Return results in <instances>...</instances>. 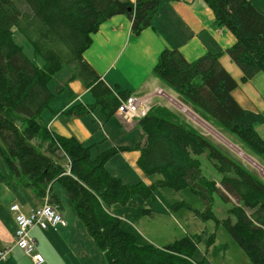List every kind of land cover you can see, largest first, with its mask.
Masks as SVG:
<instances>
[{
  "label": "trees",
  "instance_id": "16d2710c",
  "mask_svg": "<svg viewBox=\"0 0 264 264\" xmlns=\"http://www.w3.org/2000/svg\"><path fill=\"white\" fill-rule=\"evenodd\" d=\"M167 1L172 0H0V155L17 182L42 199L48 191L51 195L55 182L62 184L109 264H200L194 259L199 246L215 248L216 231L208 229L158 246L139 243L135 233L122 227L112 207L128 204L134 194L147 199L159 187L190 188L204 201L203 208L193 209L195 214L222 224L252 264H264V179L170 108L155 105L137 120L143 140L131 148L140 151L138 166L146 176L160 175L150 184H127L108 170L107 162L129 147H111L93 157L89 145L51 132L42 120L55 95L51 80L65 66L96 98L95 104L74 105L69 113L84 116L100 105L108 117L117 114L120 100L115 92L129 94L111 89L86 61L92 34L106 20L125 14L137 36L153 25V17ZM254 1L206 0L216 22L237 39L227 53L241 68L242 82L264 72V13ZM15 27L31 41L43 66L30 60L15 41ZM221 55L208 52L189 61L179 49L165 48L153 72L264 160V137L257 129L264 114L236 100L233 91L239 83L221 64ZM203 153L221 173L219 182L205 175L198 156ZM217 193L233 201L223 219L213 209ZM51 199L63 209L57 196Z\"/></svg>",
  "mask_w": 264,
  "mask_h": 264
},
{
  "label": "crops",
  "instance_id": "0c3cea01",
  "mask_svg": "<svg viewBox=\"0 0 264 264\" xmlns=\"http://www.w3.org/2000/svg\"><path fill=\"white\" fill-rule=\"evenodd\" d=\"M92 38L91 46L84 53L86 61L96 69L111 89L137 95L153 93L157 87L166 86L153 72L159 55L165 48L179 49L189 61H194L208 52H221V64L239 83L233 91L236 100L244 108L264 114V73L259 72L248 82H242L241 68L227 53V49L237 39L225 25L216 22L215 14L206 0L164 2L153 17V25L137 36L133 34L129 16L115 15L102 23L92 34ZM50 87L55 95L50 106L43 112L42 120L51 132L76 137L90 146L93 156L111 147H129L130 149L120 151L107 162L108 170L129 183L135 181L134 175L148 184L155 181L146 176L138 166L140 151L131 148L136 144L135 138L139 139L137 130L140 127L137 120L128 122L118 113L108 117L100 105L84 116L69 113L74 105L95 104L96 98L79 77L73 76V71L68 66L54 75ZM164 100L155 96L153 105L168 107ZM263 124V129L260 130L264 133ZM261 135L264 137V134ZM142 140L141 135L139 142ZM28 194L30 197L22 196L21 202L14 200L11 205L19 202L22 211L30 213L42 204L43 199L38 198V195ZM51 202L62 212L64 206L60 209L52 199ZM73 227L79 228L78 233L73 232ZM36 228L40 227H34L31 236L38 239L37 248L45 255L47 264H73L64 251H81L83 247L88 259L80 264H97L87 254L98 247L87 229L85 230L86 227H78L73 221H67L65 225L47 231L41 228L43 231H38L35 234L37 237H34ZM15 231V215L11 208L8 210L0 207V251L14 246ZM26 256L28 255L22 249L15 246L8 258L2 261L3 264H33L31 257L28 256V259Z\"/></svg>",
  "mask_w": 264,
  "mask_h": 264
},
{
  "label": "rangeland",
  "instance_id": "374dc122",
  "mask_svg": "<svg viewBox=\"0 0 264 264\" xmlns=\"http://www.w3.org/2000/svg\"><path fill=\"white\" fill-rule=\"evenodd\" d=\"M254 4L264 13V1L256 0L254 1ZM14 38L15 41L23 47L25 54L30 60L40 66L44 65L43 58L35 53L31 41L16 27L14 28ZM163 88L181 104L195 113L202 120L208 130L188 120L184 113L180 112L167 100H164L165 104L172 111L177 112V114L190 125L205 134L215 144L227 150L233 157L241 160L248 169L260 176L258 170L252 165V163L256 161L264 166L263 159L255 155L236 135L224 129L209 115L190 103L184 96L175 92L167 85ZM260 125L257 126L259 133L262 132L260 129H263L262 124ZM138 129L139 139H137V137L135 138L136 144L140 141L142 135L141 129ZM261 134L264 133L262 132ZM0 144H2L1 139ZM135 145L133 147H135ZM198 156L202 161L205 175L219 182L222 175L217 171L206 154L203 153ZM63 162L67 166L68 163L65 160ZM115 176L120 177L118 175ZM158 178H160V175H154L151 177V179L155 181ZM133 180L135 181H130L131 183L123 181L127 184H136L140 181H144L143 179L138 180V177L135 175ZM28 193H34L37 196L34 189L29 187L27 190L25 186H21L17 182L14 174L5 164L0 155V207L9 210L11 208V203L14 200L21 202L22 196L30 197ZM51 195L57 196L61 200L64 209L60 212L64 214L63 216L66 222L68 221L69 223V221H73L78 227H85L83 222L78 218L74 209L73 201L62 184L55 182ZM37 197L40 198L39 196ZM232 199L235 200L233 197ZM19 202L17 203L20 204ZM232 203L233 201H226L218 193L215 195L213 209L218 218L223 219L228 216V210L232 206ZM203 207L204 201L199 196L195 195L190 188L175 190L169 187H159L156 189V192L147 199L139 194H134L128 204L114 205V208L112 207L111 210L114 215L121 218L122 227L125 230L131 231L137 235L139 243L145 244L151 242L158 246H165L185 235L197 234L204 229H208L209 231H216V246L213 249H207L204 245H200L194 254V259L196 261L200 262V264H252L242 247L235 241L233 236L222 224L217 225L214 220L203 221L195 214L193 209H200ZM72 229L73 232L78 233L79 228L77 229V227H73ZM47 230L48 229L44 231ZM38 231L43 230L41 228H36L33 232L34 237H37L35 234H37ZM36 240L38 241V239ZM95 245L97 244L95 243ZM221 245L226 246L225 251H221ZM85 250L86 249L83 247L81 251L73 250L71 252L67 249L64 252L65 255L72 260L73 264H80L88 259ZM87 254L92 256L97 264H109L104 252L99 247L93 251H88ZM11 257H13V255ZM26 257L28 258V256ZM3 263V261L0 262V264Z\"/></svg>",
  "mask_w": 264,
  "mask_h": 264
},
{
  "label": "built area",
  "instance_id": "2783aa9c",
  "mask_svg": "<svg viewBox=\"0 0 264 264\" xmlns=\"http://www.w3.org/2000/svg\"><path fill=\"white\" fill-rule=\"evenodd\" d=\"M115 94L120 100L117 113L123 120L128 122L146 117L151 108L154 106L153 98L155 96H159L167 100L180 112L184 113L188 120L204 129H207L202 120L195 113H193L188 107L181 104L162 87H157L153 93L142 95L129 94L126 97H122L116 92ZM252 165L258 170L260 177L264 179V166L260 165L256 161L253 162ZM67 168L68 172H70L69 164H67ZM11 211L14 213L16 221L14 246L6 247L0 251V261L6 260L9 254L13 251V248L16 246L22 249L26 255L31 257L33 264H47L45 255L38 250L37 242L31 236V230L36 226L46 230L66 224L63 214L60 213L58 208L52 204L49 191L44 196L42 204L32 209L30 213L23 212L20 204L18 203H13L11 205Z\"/></svg>",
  "mask_w": 264,
  "mask_h": 264
},
{
  "label": "bare ground",
  "instance_id": "6f19581e",
  "mask_svg": "<svg viewBox=\"0 0 264 264\" xmlns=\"http://www.w3.org/2000/svg\"><path fill=\"white\" fill-rule=\"evenodd\" d=\"M223 140V139H222ZM225 142H227V141H225ZM235 147V146H234ZM236 148V147H235Z\"/></svg>",
  "mask_w": 264,
  "mask_h": 264
}]
</instances>
